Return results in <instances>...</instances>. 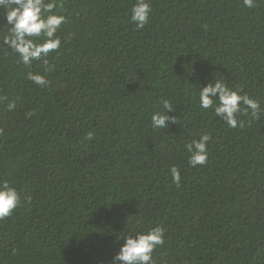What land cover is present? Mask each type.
Returning a JSON list of instances; mask_svg holds the SVG:
<instances>
[{
  "label": "trees",
  "instance_id": "16d2710c",
  "mask_svg": "<svg viewBox=\"0 0 264 264\" xmlns=\"http://www.w3.org/2000/svg\"><path fill=\"white\" fill-rule=\"evenodd\" d=\"M135 2L58 0L47 87L28 79L42 62L0 47V183L21 197L0 219V264H112L118 237L156 226L154 264H264V0H149L141 30ZM211 80L259 117L233 129L198 108ZM166 99L178 122L152 129ZM201 133L208 160L192 167L184 145Z\"/></svg>",
  "mask_w": 264,
  "mask_h": 264
},
{
  "label": "clouds",
  "instance_id": "9594fccd",
  "mask_svg": "<svg viewBox=\"0 0 264 264\" xmlns=\"http://www.w3.org/2000/svg\"><path fill=\"white\" fill-rule=\"evenodd\" d=\"M243 5L252 9L255 0H243ZM63 5L58 0H0V9L4 10L7 32L0 36V47L18 57L19 63L31 67L34 61L42 62L44 74L28 73V79L37 86L47 87L49 84L48 56L61 47V39L57 35L61 25L67 22L65 15L56 9ZM151 5L149 0H136L131 8L130 19L136 29L141 30L149 22ZM14 104L9 105V108ZM177 107V106H176ZM172 102L164 100L162 110L154 111L151 115L152 129L165 130L169 124L177 123V118L170 113L176 111ZM197 107L201 110H213L216 117L224 121L230 128L243 127L239 114H250L258 118L261 113L260 103L241 94L240 89L230 88L219 80H211L206 86L198 87ZM93 134L88 133V139ZM212 137L208 133H201L199 139L186 143L184 148L188 155V164L192 167L203 166L208 160V142ZM172 182L179 186L181 182L180 170L170 168ZM21 200L18 191L8 182L0 183V219L10 216ZM165 230L156 226L148 231L135 232L129 230L122 238L118 252L112 258V264H154L153 253L158 246L164 244Z\"/></svg>",
  "mask_w": 264,
  "mask_h": 264
}]
</instances>
